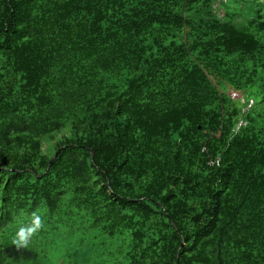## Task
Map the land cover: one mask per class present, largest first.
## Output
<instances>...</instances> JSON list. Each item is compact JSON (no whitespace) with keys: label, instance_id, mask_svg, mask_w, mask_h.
<instances>
[{"label":"trees","instance_id":"obj_1","mask_svg":"<svg viewBox=\"0 0 264 264\" xmlns=\"http://www.w3.org/2000/svg\"><path fill=\"white\" fill-rule=\"evenodd\" d=\"M35 213L126 264H264V0H0V264L45 258Z\"/></svg>","mask_w":264,"mask_h":264},{"label":"rangeland","instance_id":"obj_2","mask_svg":"<svg viewBox=\"0 0 264 264\" xmlns=\"http://www.w3.org/2000/svg\"><path fill=\"white\" fill-rule=\"evenodd\" d=\"M223 0H217L221 2ZM261 1V0H259ZM214 7H217L214 5ZM219 16L222 12H218ZM233 100H239L240 95L236 94ZM50 147L47 143L44 147ZM36 217L31 222L22 223L21 226L29 227L39 217L43 220L44 226L30 237L39 240L44 250L45 258H40V264H126L124 253L128 236L123 238H105L99 233L90 230L86 226L74 224L67 231L60 233L44 232L47 224L46 219L35 213ZM21 222V218H18Z\"/></svg>","mask_w":264,"mask_h":264},{"label":"clouds","instance_id":"obj_3","mask_svg":"<svg viewBox=\"0 0 264 264\" xmlns=\"http://www.w3.org/2000/svg\"><path fill=\"white\" fill-rule=\"evenodd\" d=\"M44 226L43 224V220L39 217H37L34 221L33 224L27 228H22L18 234H17V238L13 240V244L19 249V248H23L26 247L28 242H29V238L32 234H34L35 232H37L40 228H42Z\"/></svg>","mask_w":264,"mask_h":264},{"label":"water","instance_id":"obj_4","mask_svg":"<svg viewBox=\"0 0 264 264\" xmlns=\"http://www.w3.org/2000/svg\"><path fill=\"white\" fill-rule=\"evenodd\" d=\"M231 96H233V97H234L235 95L233 94V95H231Z\"/></svg>","mask_w":264,"mask_h":264}]
</instances>
